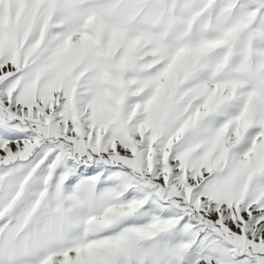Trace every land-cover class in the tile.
<instances>
[{"label": "snow or ice", "instance_id": "6c2138e0", "mask_svg": "<svg viewBox=\"0 0 264 264\" xmlns=\"http://www.w3.org/2000/svg\"><path fill=\"white\" fill-rule=\"evenodd\" d=\"M0 264H264V0H0Z\"/></svg>", "mask_w": 264, "mask_h": 264}]
</instances>
